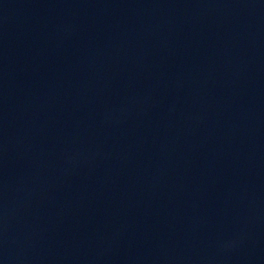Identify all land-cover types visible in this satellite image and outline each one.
<instances>
[{"label":"water","instance_id":"95a60500","mask_svg":"<svg viewBox=\"0 0 264 264\" xmlns=\"http://www.w3.org/2000/svg\"><path fill=\"white\" fill-rule=\"evenodd\" d=\"M0 264H264V0H0Z\"/></svg>","mask_w":264,"mask_h":264}]
</instances>
